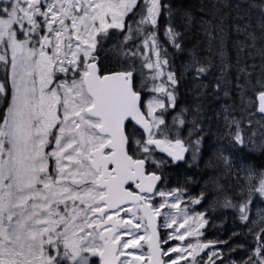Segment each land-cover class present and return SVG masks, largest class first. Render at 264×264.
Listing matches in <instances>:
<instances>
[{"label": "snow or ice", "instance_id": "obj_1", "mask_svg": "<svg viewBox=\"0 0 264 264\" xmlns=\"http://www.w3.org/2000/svg\"><path fill=\"white\" fill-rule=\"evenodd\" d=\"M197 11L199 17L174 11L162 0H0V103L5 105L0 116V264H131L121 257L132 255L124 250L137 248L141 240L148 252L133 256L139 264L145 258L148 264H223L216 250L205 253L206 260L200 256L214 248L208 243L172 247L171 252L183 254L163 259L169 252L160 246L154 217L163 207L179 208L180 198L153 206L154 195L172 192L157 190L162 177L149 169L168 163L155 157L156 149L173 162L184 161L186 153L193 162L200 157L206 119L201 97L210 87L203 78L213 71L211 95L232 101L216 114L224 136L264 153V4L257 8L254 0H200ZM162 15L164 35L178 52L185 49L174 24L177 15L184 31L195 26L200 37L187 49L179 79L157 37ZM112 29L124 36L109 47ZM141 46L152 55H145ZM109 52L114 65L101 64V53ZM166 70L165 83L149 85ZM187 73H192L197 102L177 109L175 86ZM144 91L163 93L167 104L156 96L145 100ZM249 92L258 100L256 111ZM170 108L176 110L171 125L165 118ZM245 123L250 135H245ZM182 128L188 131L187 140L179 135ZM221 163L229 171L234 167L223 152L214 153L206 166L215 169ZM240 170L248 183L239 205L247 226L256 223L248 214L253 194L264 197V168L257 183L254 165L241 164ZM211 183L221 190L215 176ZM204 195L202 191L192 202L199 204ZM224 206L236 205L225 198ZM121 212L131 215L114 219ZM188 221L185 213L174 231ZM174 223L172 217L166 226ZM206 223L201 215L198 227ZM125 226L143 228L144 234L119 233ZM249 232L255 246L243 264H264V214L259 228L249 227ZM123 235L131 239L121 243Z\"/></svg>", "mask_w": 264, "mask_h": 264}, {"label": "rangeland", "instance_id": "obj_2", "mask_svg": "<svg viewBox=\"0 0 264 264\" xmlns=\"http://www.w3.org/2000/svg\"><path fill=\"white\" fill-rule=\"evenodd\" d=\"M110 32L112 33V37L108 41L109 47H111L113 44H118L119 41H121L120 35L118 36V32L121 33L119 30L112 29L110 30ZM142 52L148 56L152 55L150 52H147L144 49H142ZM108 56L114 59L113 53L111 52L107 54L101 53V64L107 66ZM0 74L3 75L2 72H0ZM151 74L152 73L149 70V76H151ZM166 80L167 70L165 71L164 76L156 79L155 81L149 80V85L153 83L156 85H160L162 83H165ZM169 90L171 91L172 88L170 87ZM144 93L145 100L156 96L157 98L164 100L167 104V97L163 93H155L151 91H144ZM248 95L251 96L249 93ZM253 101L254 104L251 110L256 111V96L254 97ZM220 110L221 106L215 107L211 111L210 116L207 118V126L205 125L207 129V133L205 134V137L207 139V150H204V147L203 149H201V153H215L217 150L223 153H232V151L236 150L237 147H239L240 149H244L246 152H256L258 154V152H260L258 149L254 152L249 151V148L251 147L250 145L247 147H242L238 144H235V142L231 141L230 138L224 136L223 121L216 119V114L220 112ZM160 111L162 110H158L157 115H159ZM171 111L175 112L173 109L170 108L169 113L166 114V116L171 115L172 117V115L174 114ZM256 116H260V114L256 112ZM253 119H255V117H253ZM242 127H245L247 130L246 123L243 124ZM252 127L255 128L257 127V125L253 124ZM245 135H250V130H247ZM256 139L257 141H259L260 138L257 137ZM209 145H211L212 147H210ZM217 145L218 148H216ZM203 161L207 165V156ZM257 162L259 165V170L257 173V177L253 181V183H257L259 180L258 174L260 169L264 168V158L263 165L260 164V161H258V159ZM176 182L177 184L175 183L174 185H170V187L165 186L164 188H161L159 190L163 191L166 194L172 192V195L161 196L156 194L150 200V203L153 206H158L164 203L165 201L171 203L175 202L177 197L180 198L179 208L163 207L160 209V215L157 216L159 221L158 227L161 241L160 246L162 249L167 250L169 252V255L163 256V259L166 261H170L172 258H178L183 254L182 252H171L172 247H180L181 249H183L189 244L203 243L205 241H213L214 243L219 241H226L227 243H215L216 246L214 248L212 247L208 249L204 253L200 254V256L204 254L203 256L206 260L207 257L205 256V253H210L211 251L216 250L223 257V264H243V262L247 260L248 255L253 251L255 246V239L252 233L249 232V227H252L253 229H258L260 225L261 215L264 214V197H260L258 193H255L252 197V203L249 205L250 210L248 214L250 221H255L256 223H249L246 226V223L240 218L241 213L239 211V205L244 201L248 193V183L246 182L245 172L243 173V177H241L239 186L236 189L233 188L234 186H231V188H228L227 191L225 189H221L220 191L213 190L214 196L212 198V201L210 200V207H212V212L210 216L211 218L208 219L207 192L205 198L201 199V202L199 204L192 202V200L194 199V193L198 192L200 188L203 187L207 191V179L203 180V182L200 181V185H192L194 189H191L190 194H186L185 189L184 191H179V189L181 187L183 188V186L179 181L176 180ZM231 190L234 191V194L231 192ZM225 198L231 200L233 205L236 206L225 207ZM185 213H187L189 217L188 223L185 224L183 228H179L178 232L174 231L179 227L180 223H183ZM122 215L124 216V219L127 220L131 214L127 212H122ZM201 215L207 221V223L204 225V227L197 231L196 228L198 227V220ZM172 217L176 218V223L172 224L171 227H167L166 225L167 223L171 222ZM141 223H144V221ZM129 230H131L134 234H144L143 228L130 229V226L123 227L122 229H120L119 233L122 234ZM188 231H191L192 234L185 235L184 240H177L173 238L174 235H179ZM130 239L131 236L123 235L121 243ZM165 240L167 241V243H164ZM124 251L126 253H131L132 255L122 256L121 260H128L131 262V264H139V262L133 259V256L145 255L146 257V254L148 252L147 242L146 240H141L140 245L137 248H128ZM200 256L197 257L198 260L200 259ZM144 264H148L147 258H145ZM179 264H189V262L187 260H180ZM216 264H221V261L217 260Z\"/></svg>", "mask_w": 264, "mask_h": 264}, {"label": "trees", "instance_id": "obj_3", "mask_svg": "<svg viewBox=\"0 0 264 264\" xmlns=\"http://www.w3.org/2000/svg\"><path fill=\"white\" fill-rule=\"evenodd\" d=\"M162 2L168 3L169 5H171L174 11L186 10L188 12H191L194 16L199 17L201 15V13H199L197 11L199 4H200V0H162ZM254 3L256 4V6L258 8L261 4H264V0H254ZM254 15H255V11H254ZM136 18L138 19V17H136ZM131 19H132V16L130 14L129 17L126 18V23L128 22V20H131ZM165 23H166V16L162 15L160 20H159V31L157 32V37H158V40H159L160 44L162 45V47L167 50L168 59L170 61V65H171V70L176 72L177 77L179 79L180 73L183 71L182 65H183V63L187 62V60H188L187 49L191 48L193 46V44H195V42L198 39H200V37L198 35V31H197V28L195 26H193V28L189 32L184 31V25H183L180 17L177 15L174 18V24H175L177 30L182 32V36L180 37V39L182 41V47L185 49V51H183V52H178L172 46V44L167 40V38L164 35ZM119 35H120L121 40H122L124 33L118 32V36ZM139 43H140L139 40H137L135 42V44H139ZM129 45H133V42L129 41ZM142 49L143 48L141 46V51H142ZM133 51H135V45H133ZM256 62H257V64L261 63L258 55H257ZM139 64H140V61L138 60L137 61L138 67H139ZM111 65H114V59L108 56L107 57V66H111ZM141 71H143V73H145L146 76H149V70L147 68H142ZM214 75H215V72L213 71V73L210 76L203 78L204 82L208 83L210 85V87L207 89L208 94L204 97H201V101L205 105V113L207 112V118L210 116L211 111L215 107H219L222 104H228V103L232 102L230 100H225V99H216L213 95H211V92H212L211 84L214 82ZM0 77H3V75L0 74ZM254 79H255V77H254ZM175 89H176V102H178L181 105V108H184V107L190 108L194 103L197 102L194 98L192 91H191V89H192V73H187L183 79H180L179 84L175 86ZM257 90H259V89H257ZM249 94L251 95L252 100H253L255 97V94L253 92H249ZM144 95H145V93L143 92V96ZM233 99H235L236 103L239 104V100L235 97V93H233ZM4 110H5V105L0 103V116L3 115ZM236 115L240 116L241 113L239 111H237ZM165 118H166V122L169 125H171L172 124L171 115H167ZM161 127H163V125ZM175 135H176V133L172 132L170 134V137L174 138ZM155 153H157L156 150H155ZM258 153L259 154H257L256 158L258 159V161H260V164L263 165L264 153H262V152H258ZM188 190H190V189L189 188L185 189V191H188ZM202 191L206 195L207 191L202 187V188H200V190H198V192L194 193L193 198H198V196H200ZM205 195H204V198H205Z\"/></svg>", "mask_w": 264, "mask_h": 264}, {"label": "flooded vegetation", "instance_id": "obj_4", "mask_svg": "<svg viewBox=\"0 0 264 264\" xmlns=\"http://www.w3.org/2000/svg\"><path fill=\"white\" fill-rule=\"evenodd\" d=\"M176 103H177V109H180L181 105L178 102ZM173 114H175V112H173ZM205 116H206V119L202 121L203 135H204V142L202 145V149L205 147L204 150H207V139L205 137V134L207 133V129L205 127V125L207 126V112L205 113ZM179 135L181 136V138H184L185 140H187L188 138L187 129L182 128L180 130ZM209 146L212 147L211 145ZM216 148H218V145ZM156 152L157 153H154L156 158L168 161L167 164L159 168L156 166H152L149 169L151 171H155L158 175H161L162 177V179L159 181L156 187L157 190H160L161 188H164L165 186L170 187V185H174L175 183L177 184L176 182L177 180L183 186V188L181 187L180 189L189 188L190 190L185 191V193L190 194L191 189H194L192 185H196V184L200 185V181L203 182V180L207 179V188H206L207 189V219L211 218L210 216L212 212V207H210V200L212 201V198L214 196V192H213L214 188L211 183V177L215 176L218 179L219 184L221 185V189H225L227 191L228 188H231V186L232 187L234 186L233 187L234 189H236L239 186L241 177H243V173H244V171L240 170L241 164L250 163L254 165V167L257 170V173L259 170V165H258L257 158H256L257 153L246 152L244 149H240L239 147H237L236 150L232 151V153H224L226 156H229L234 162V167L230 171L225 169L222 163L219 164V166L215 169L209 168L206 166L203 160L207 156V162H208V159L214 153H200V157L195 162L191 160L190 153H186L184 161L173 162L172 158L169 157L167 154L159 153L158 151ZM216 152H219V150H217ZM231 192L234 194L233 190H231ZM114 218L124 219V216L122 215V212H121L120 216L114 217ZM207 242H213V241H207ZM215 246L216 244L214 245V247Z\"/></svg>", "mask_w": 264, "mask_h": 264}, {"label": "water", "instance_id": "obj_5", "mask_svg": "<svg viewBox=\"0 0 264 264\" xmlns=\"http://www.w3.org/2000/svg\"><path fill=\"white\" fill-rule=\"evenodd\" d=\"M256 104H258V100L256 99ZM260 114V113H259ZM261 115V114H260ZM145 136H146V134H145ZM154 147V146H153ZM157 151H159V149H156ZM160 152V151H159ZM160 153H163V154H167V153H164V152H160ZM158 183H159V181L156 183V187H157V185H158ZM138 191V190H137ZM141 215H142V213H141ZM115 219V218H114ZM145 223H146V221H144ZM154 223H155V226H156V231H157V233H158V236H159V238H160V234H159V227H158V218H157V216L156 217H154ZM200 229V227H197L196 228V230H199ZM151 231V229H149V232ZM204 243H208V244H210V245H212V244H214L215 245V243H213V242H204ZM147 247H148V244H147ZM210 248H212L211 246L208 248V249H210ZM208 249H205L204 250V252L206 251V250H208ZM203 253V252H202ZM201 253V254H202Z\"/></svg>", "mask_w": 264, "mask_h": 264}]
</instances>
